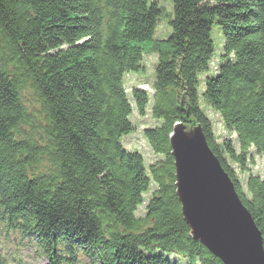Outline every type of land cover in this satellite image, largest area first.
Returning <instances> with one entry per match:
<instances>
[{"label":"trees","instance_id":"16d2710c","mask_svg":"<svg viewBox=\"0 0 264 264\" xmlns=\"http://www.w3.org/2000/svg\"><path fill=\"white\" fill-rule=\"evenodd\" d=\"M163 1L170 13L153 0H0V218L34 234L49 264H222L181 215L178 122L200 127L264 250V179L250 169L264 166V0ZM152 55V95L127 94L124 77ZM203 105L228 139L216 143ZM147 110L160 122L138 132L160 157L149 165L122 143Z\"/></svg>","mask_w":264,"mask_h":264},{"label":"water","instance_id":"95a60500","mask_svg":"<svg viewBox=\"0 0 264 264\" xmlns=\"http://www.w3.org/2000/svg\"><path fill=\"white\" fill-rule=\"evenodd\" d=\"M183 129L176 126L173 133ZM175 194L189 236L222 264H264L261 234L199 126L169 139Z\"/></svg>","mask_w":264,"mask_h":264},{"label":"rangeland","instance_id":"374dc122","mask_svg":"<svg viewBox=\"0 0 264 264\" xmlns=\"http://www.w3.org/2000/svg\"><path fill=\"white\" fill-rule=\"evenodd\" d=\"M153 1L157 2L159 8L164 6V8L166 10H168V12L170 13L168 4H166L167 2H164L163 0H153ZM160 23H161V25H160L158 31L156 30V33H155L156 39L162 38V36L166 33V27H165L166 22L163 20ZM211 36H212V39L214 41V44H217L216 40L218 38H219V41L221 42V35L219 34V32L216 28H213ZM155 63H156L155 55L145 57L141 62V67H142V70L144 71V74H128L124 77L123 83H124V88H125L127 94H129L130 91L132 92V91H138V90H143V91L147 92L148 94H152V90H151L150 85H151L152 70L155 66ZM201 81H203V78H201ZM202 88H203V85L201 84L199 87V94L201 93ZM150 106H151V102H149V106H148L149 109H150ZM202 110L204 111V114L206 115L207 119L210 121V124L212 126V130L214 133V137L216 139V143H220L221 141L228 139L229 136L223 128L222 121H221L220 117L215 112H213L211 109H209L208 107H206L204 105L202 107ZM148 111L149 110H147L146 115L143 118L137 117L136 114H133L132 123L135 125L137 130H138V126L140 123L142 125H152L153 124V121L150 119ZM176 126H181L183 129H179V130H177L176 133L175 132L173 133V129ZM174 127L172 129V133L170 134L169 139L173 135L178 136V134H180V133L190 134V132L192 130L197 128V126H193V125H190L188 123H182V122L176 123L174 125ZM138 132L139 131H134V133H131V134L122 138V143H123L125 149L128 151H131V152L136 151L139 154H141L142 157L144 158V162L146 165L152 164V162L159 160L158 156H155L152 153V151H150L148 145L145 143L144 140H142V138L139 136ZM230 138L233 139V137H230ZM172 159H173V157H172ZM250 169H251V173L253 175H257L260 178L264 179V166H263L260 158H257V157L255 158V165H252V167ZM244 178H245L244 175H239V179L242 183L244 181ZM175 183H176V181H175ZM149 195H150V193L145 195L144 202H147ZM138 212L142 214L141 209H139ZM0 228H1V226H0ZM4 233H5V229L0 230L1 240L6 239ZM10 234L11 235H9L8 239H6L5 241H7V242L15 241L14 244L20 243L22 241V243L16 245L18 250L24 251L22 255L18 254L20 256L19 259L21 260L20 264H46L45 260H47V259L43 255H41L40 252L37 250L36 242H35L36 236H34V234L30 235V236L25 235V233L23 232V230L21 228L16 229V231L10 232ZM7 246L1 247V245H0V247L2 248L5 255H13L14 253H16L14 251H10V245H7ZM36 251H37L38 256H36ZM5 255H2V256L6 258Z\"/></svg>","mask_w":264,"mask_h":264},{"label":"bare ground","instance_id":"6f19581e","mask_svg":"<svg viewBox=\"0 0 264 264\" xmlns=\"http://www.w3.org/2000/svg\"><path fill=\"white\" fill-rule=\"evenodd\" d=\"M123 88H124V83H123ZM151 95H152V94H151ZM159 123H160V122H158V123L155 124V123L153 122L152 125H142V124L140 123L139 126H138V130H137V131L141 132L143 129H147V128H155V127H157V125H158ZM205 143H206V141H205ZM206 145H207V143H206ZM207 147H208V146H207ZM209 150H210V149H209ZM133 152H136V151H133ZM210 152H211V151H210ZM211 153H212V152H211ZM212 155H213V154H212ZM155 156H156V155H155ZM170 156H171V154H170ZM158 158H159V160H160V157H158ZM159 160H156L155 162H157V161H159ZM11 219L14 220V221H18L19 218H18L17 216H15V217H13V218H11ZM18 224H20V223H18ZM0 226H1L0 230L5 229V233H4V235H5L6 239H8L9 235H11L10 232H12V231H16V229H18V227H17L16 225L14 226V224L8 223V221L3 220L2 218H0ZM9 230H10V231H9ZM29 232H30V233H33V231H31V230H30ZM6 239H5V240H6ZM5 240H1V237H0V245H1V247H5V246H7V245H10V251H14V252H16V253H14L13 255H5L4 252H3V250H2V248L0 247V255H1L0 260H1L4 264H20L21 260L19 259V258H20L19 255H22L24 251H23V250H18L17 247H16V245L22 243V241H21L20 243L14 244L15 241H13V242H7V241H5ZM103 241H109V237H108L107 240H103ZM35 242H36V241H35ZM11 243H12V244H11ZM14 245H15V246H14ZM7 247H8V246H7ZM18 254H19V255H18ZM63 254L68 255V259H69L70 262H74L75 259L71 256V254H70L68 251L65 250V252H64ZM2 255H5L6 258L3 257ZM75 255H76L77 258L82 257V256H86V254H75ZM36 256H38V255H37V251H36ZM45 262H46V264H49L48 262H50V261L45 260ZM50 264H53V263L51 262ZM64 264H65V263H64ZM101 264H103V262H102Z\"/></svg>","mask_w":264,"mask_h":264}]
</instances>
